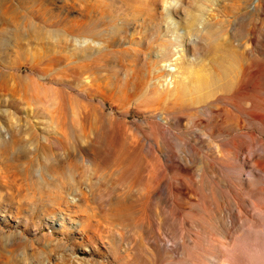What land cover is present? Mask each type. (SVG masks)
Segmentation results:
<instances>
[{
  "label": "rangeland",
  "instance_id": "1",
  "mask_svg": "<svg viewBox=\"0 0 264 264\" xmlns=\"http://www.w3.org/2000/svg\"><path fill=\"white\" fill-rule=\"evenodd\" d=\"M0 264H264V0H0Z\"/></svg>",
  "mask_w": 264,
  "mask_h": 264
},
{
  "label": "bare ground",
  "instance_id": "2",
  "mask_svg": "<svg viewBox=\"0 0 264 264\" xmlns=\"http://www.w3.org/2000/svg\"><path fill=\"white\" fill-rule=\"evenodd\" d=\"M168 11H169V13H170V10H169V8H168ZM166 65H167V63H166ZM170 65V64H169ZM73 200V199H72Z\"/></svg>",
  "mask_w": 264,
  "mask_h": 264
}]
</instances>
